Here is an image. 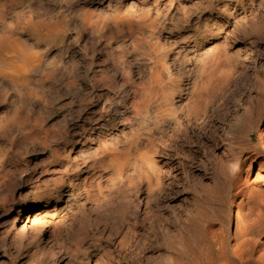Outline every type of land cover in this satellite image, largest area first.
<instances>
[{
	"label": "bare ground",
	"instance_id": "6f19581e",
	"mask_svg": "<svg viewBox=\"0 0 264 264\" xmlns=\"http://www.w3.org/2000/svg\"><path fill=\"white\" fill-rule=\"evenodd\" d=\"M140 1L0 0V174L18 171L12 161L24 153L52 159V144L68 138L93 142L96 132V159L88 168L113 167L124 148L107 144V137L119 135L105 136L107 129L129 126L137 139L139 131L165 136L187 114L206 115L214 96L235 86L230 62L238 63L241 54L231 59L227 42L237 40L244 52L255 46L240 23L214 22L211 31L208 25L200 28L199 16L190 39L201 44L217 34L221 40L204 52L189 50L195 64L181 63L171 60L167 49L189 39L179 33L191 27L186 7L177 0ZM171 61H177L178 71ZM196 65L197 76L185 81L183 72ZM228 97L226 125L217 127L230 135L216 159L220 186L207 193L222 203L219 228L206 232L204 221L194 219L166 242L175 256L158 264H264V102L249 103L239 115L233 90ZM119 165L126 176L127 165ZM130 167L132 178L146 177L150 168L148 160H134ZM81 183L85 196L102 195L93 175ZM235 188L239 192L232 195ZM41 210L20 212L24 229L34 228ZM55 212L49 214L53 219L67 215L63 209Z\"/></svg>",
	"mask_w": 264,
	"mask_h": 264
},
{
	"label": "rangeland",
	"instance_id": "374dc122",
	"mask_svg": "<svg viewBox=\"0 0 264 264\" xmlns=\"http://www.w3.org/2000/svg\"><path fill=\"white\" fill-rule=\"evenodd\" d=\"M140 2L146 4V0ZM209 2L177 0L186 7L191 27L179 32L187 33L189 39L167 49L169 57L193 65L196 59L189 50L204 52L210 43L221 40L217 34L205 36L201 44L190 39L199 26V16L200 28L208 25L211 31L214 22L226 26L231 19L236 20L248 43L255 46L244 52L237 40H228L231 59L241 54L238 63L230 62L238 77L235 86L218 92L206 115L187 114L165 136L139 131L137 139L129 126L120 132L107 129L105 136L119 134L117 138L107 137V144L124 148L122 160L114 161L113 167L88 168L96 159L92 150L98 143L97 132L93 142L68 138L52 144V159L42 158L40 152L24 153L13 160L18 171L0 174V264H158L175 256L166 242H173L179 229L194 219L204 221L206 232L219 228L222 203L207 193L220 186L216 159L230 135L217 127L226 125L231 90L241 105L239 115L249 103L255 107L264 102L260 85L264 83V0ZM230 11L235 14L228 18ZM170 64L180 69L177 61ZM199 69L196 65L193 71H184V80L194 79ZM251 140L255 144L257 135ZM134 160H148L146 177L132 178L130 165ZM119 164L127 165L126 176ZM87 174L104 188L99 198L96 194L85 196L82 191L81 182ZM238 192L235 188L232 195ZM34 207H42L38 212L41 217L33 223L34 228L24 229L20 212ZM53 209L55 214L63 209L67 215L53 219L49 216Z\"/></svg>",
	"mask_w": 264,
	"mask_h": 264
}]
</instances>
